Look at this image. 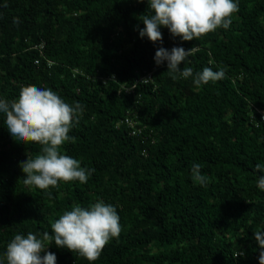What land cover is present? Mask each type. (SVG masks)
<instances>
[{
	"label": "trees",
	"instance_id": "trees-1",
	"mask_svg": "<svg viewBox=\"0 0 264 264\" xmlns=\"http://www.w3.org/2000/svg\"><path fill=\"white\" fill-rule=\"evenodd\" d=\"M228 29L163 44L139 36L147 0H0V99L21 86L52 89L83 106L62 154L94 169L87 183L39 190L23 183L19 166L40 152L15 142L0 113V258L15 234H52L51 223L74 205L112 204L121 233L94 264H250L264 231V0H235ZM194 51L180 67H210L225 77L197 88L172 79L158 47ZM150 76L151 82H136ZM109 78V79H107ZM135 84L132 92L122 87ZM133 112L130 136L122 121ZM200 165L206 186L194 183ZM56 264H89L51 244ZM242 254L233 257L234 253ZM44 253H42L43 255Z\"/></svg>",
	"mask_w": 264,
	"mask_h": 264
},
{
	"label": "clouds",
	"instance_id": "clouds-1",
	"mask_svg": "<svg viewBox=\"0 0 264 264\" xmlns=\"http://www.w3.org/2000/svg\"><path fill=\"white\" fill-rule=\"evenodd\" d=\"M147 4L150 14L139 17L144 25L138 29L139 36L160 45L163 44L162 27L167 28L173 38L193 41L218 28L228 29L233 14L239 10L235 0H147ZM193 51V48L173 47L169 50L161 46L155 52L154 61L157 66L166 62L167 72L174 80L192 78L197 88L225 77L223 69L213 71L205 67L201 72L193 73L191 67L181 68V63ZM83 111L79 102L70 105L52 89L35 85L21 86L18 98L10 103L0 99V113L5 115L11 138L19 144L41 146L38 154H27L19 164L25 174L23 183L26 186L47 190L61 182L87 183L95 170L81 167L79 160L61 152L66 142H74L75 138L69 132L74 123L79 122ZM191 171L194 183L206 186L208 178L201 174L200 165L194 164ZM255 171L260 173L256 186L264 191V164L257 163ZM119 220L116 208L102 200L87 208L74 205L51 223L52 234L44 232L39 237L32 232L15 234L0 258V264H56V255L47 251L53 243L94 264L109 241L119 237L122 230ZM254 237L260 249L259 264H264V231L255 232Z\"/></svg>",
	"mask_w": 264,
	"mask_h": 264
},
{
	"label": "built area",
	"instance_id": "built-area-1",
	"mask_svg": "<svg viewBox=\"0 0 264 264\" xmlns=\"http://www.w3.org/2000/svg\"><path fill=\"white\" fill-rule=\"evenodd\" d=\"M107 79H109V78H107ZM136 82L147 83V82H151V79H150V76L148 74V75H146L145 77L139 79ZM135 84L133 83L132 85L122 87V89L125 92H132V90L135 87ZM255 113L258 115L259 120L261 122H264V110H261V111L256 110ZM134 117H135V115H134L133 112L126 111L122 121H120V123L118 122V124H123V125H125L126 128H128V133H129L130 136L138 135V134L141 133V130L144 129V127H141V128L140 127H136L137 126V122L134 119ZM263 139H264V137H263ZM238 253H241V252H238ZM238 253H234L233 257L235 258V257L239 256ZM250 264H259V256L256 258V261H253Z\"/></svg>",
	"mask_w": 264,
	"mask_h": 264
}]
</instances>
